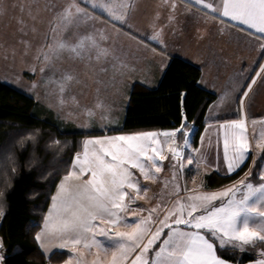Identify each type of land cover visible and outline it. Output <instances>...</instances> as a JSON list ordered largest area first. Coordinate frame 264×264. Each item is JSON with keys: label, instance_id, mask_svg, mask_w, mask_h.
<instances>
[{"label": "snow or ice", "instance_id": "1", "mask_svg": "<svg viewBox=\"0 0 264 264\" xmlns=\"http://www.w3.org/2000/svg\"><path fill=\"white\" fill-rule=\"evenodd\" d=\"M162 2L175 9L176 5L172 0ZM192 2L209 15L217 14L216 19L226 17L240 25H246L248 29H254L253 34L257 35V39L264 40V0H184V3ZM82 3L84 0H68L54 15L50 22L49 37L53 43L46 44L44 47L47 51L41 50L36 57L37 60L43 57L45 66L53 58L62 59L65 54L71 60H94L97 63L110 56L118 59L112 50L104 47L92 34L79 36L75 43L66 39L65 34L95 20L86 8L90 7L93 11L97 7L102 8L110 21L118 22L121 26L128 24L132 9L123 4L126 11L115 15L110 5L89 0L85 8H81ZM158 19L159 13L154 18V27L155 20ZM168 21L165 27L174 23V11L169 13ZM161 35L162 29L151 39L159 42ZM107 39V36L100 34V41ZM23 43L26 48L29 46L28 42ZM261 56L264 58V44L261 45ZM258 67L256 76L264 73V64ZM44 70L43 66L39 69L41 72ZM106 70L100 68L101 72ZM75 79V75L70 72L62 76L65 83ZM254 83L255 79H252L246 86L247 89L251 90ZM63 90L64 86L61 87V91ZM241 93L238 102L242 112L243 97H247L248 91L241 90ZM181 119L182 124L174 131L144 132L85 141L83 154H76L72 170L63 177L56 195L51 197L53 208L45 217L43 234L56 235L62 242L55 250H51L41 242V233L34 237L41 242L42 253L48 261L54 258L56 251L68 248L75 253L77 246L83 245L84 249L95 248L98 258L111 254V264H125L130 257H133L130 264H229L228 260L217 254V249L231 246L232 249L246 252L245 246H264V161L258 169V183L255 185L249 179L253 175L250 168L237 184L221 191L191 192L179 197L173 209L164 213L158 212L161 207L158 201L150 209L137 205L138 200L148 199L149 191L141 183L140 177L144 181L155 182L157 174L164 171L162 161L169 160V168L177 171L193 165L199 171L200 159L192 151H185L189 147L190 133L185 130L188 128L186 117ZM220 127L224 129L223 163L226 175L230 176L238 172L249 159L245 119L241 117L228 120ZM37 135L38 133L29 134L26 139L35 142ZM178 135L183 138V145L175 143ZM55 143L59 144V141ZM167 144L172 145L168 148L170 155H165L162 147ZM88 145L93 146L91 153ZM21 146L23 147V142ZM256 147L262 149L264 144L257 143ZM253 165H256L255 160ZM216 170L219 171V168ZM175 176L174 173L172 178L175 179ZM68 181H72V184H67ZM241 189H244L243 194L237 198ZM184 190L189 192L187 188ZM176 195L179 196V189ZM129 213L135 219L129 220ZM53 215L55 220L50 222ZM3 216L4 212L0 209V218ZM254 217L260 218L259 222L250 225V220ZM103 225L109 227L105 228ZM120 227L126 230L120 231ZM104 241H109L110 245H106ZM2 251L3 239L0 238V252ZM78 255L82 257L84 253ZM3 260L4 256L0 255V264H3ZM64 264H72V259L66 260ZM76 264H83V261L78 258ZM97 264H100L99 259ZM254 264H264V247H261Z\"/></svg>", "mask_w": 264, "mask_h": 264}, {"label": "crops", "instance_id": "2", "mask_svg": "<svg viewBox=\"0 0 264 264\" xmlns=\"http://www.w3.org/2000/svg\"><path fill=\"white\" fill-rule=\"evenodd\" d=\"M95 2L110 5L115 15H120L126 11L122 7L123 4L129 5L132 9L128 17V24L121 26L118 22L113 23L110 21L102 8L97 7L95 11L90 7L86 8V11L94 16L95 20L79 29L73 28L71 32L65 34L66 39H69L72 43H75L81 35L92 34L104 47L112 50L115 57L118 58L113 59L110 56L107 60H103L100 63L94 60L91 62L72 60L74 66L72 64L71 66H73L72 69H75L74 75L76 77L72 82L76 91H73V97L80 100L84 94V100H88L84 107H100L103 110V115H117L120 112L118 114V123L113 124L116 117L114 116L110 119L112 124H108L110 125L109 127L98 130H109L119 127L124 119L122 117L123 112V116H125L132 85L140 83L147 87H156L170 59L177 56L198 66L201 69L199 85L216 94V99L209 104L206 110L205 126L199 142L194 146L195 151L192 154L197 155L206 140V136L207 138H213L215 146L223 148L224 136L219 137L218 133L222 131L220 125L228 120L243 117L245 119V131L249 136L253 124L257 121L256 117L264 116V73L256 76V72L259 71L258 66L264 64V58L261 56V45L264 44V40L257 39V35L253 34L255 32L254 29H248L246 25H240L238 22L231 21L226 17L216 19L217 14L209 15L205 11L200 10L199 6L195 5L194 2L184 3V0H172L176 5L175 9L166 6L162 0H95ZM67 3L68 0H0V7L3 5L10 32L14 35L17 34L19 37L20 35L28 37V44L32 50L29 54L30 58L27 59H25V54L22 57H15V50L13 49L7 52L10 59L20 60L24 58L23 61L25 62L22 61L20 66H18L19 63L14 66V73L21 68L25 69V71L33 70L36 65L39 66L41 63H45L43 57L40 60H37L36 57L41 50L47 51L44 47L46 44L53 43V40L49 38L50 22L53 21L54 15ZM88 3L89 0H84V3L80 5L81 8H85ZM173 11L175 21L169 27H165L169 23V13ZM157 13H159V19L155 20L154 27V18ZM1 18L0 15V20H3ZM161 29L160 41L151 39ZM100 34L107 36L108 39L100 41ZM53 61L55 60L52 59L51 62ZM59 61L60 59H56L57 67H59ZM101 67L107 70L101 72ZM4 79L5 77L1 81L4 82ZM252 79H255V83L251 85V90H248L246 86L251 83ZM101 85H107V87L102 88ZM56 86L57 84L54 85V87ZM55 89L59 90V88ZM241 90L248 91L247 97H243L242 112L238 102V97L242 94ZM27 95H30L38 102L37 99L39 98L37 95L32 92H28ZM100 100H106L107 102L103 103ZM39 103L44 105L41 100H39ZM138 133L144 132L105 134L100 135L98 138ZM178 136L175 143L183 145L180 144ZM159 139L163 140V137ZM171 146V144L162 145L165 155H170L168 148ZM84 150L85 146L83 145L78 153L83 154ZM93 150V146L88 145V151L91 153ZM185 151L186 153L188 152L187 149ZM257 153L254 151L250 153L249 157L251 156L252 159L249 169L252 167L253 160L258 157ZM162 164L164 165V171L157 174L158 179L155 182L144 181L143 177H140L141 183L149 189L147 193L148 204H145V200H138L136 203L145 209L152 208L150 203L153 201V197L159 196L161 190L170 188L171 182L176 179V176L175 179L172 178L174 172L169 168V160L162 161ZM204 165L208 170L206 175L217 171V167L219 168L217 172L226 175L225 166L221 168L207 162ZM71 170L72 168H70ZM182 171L184 172L185 169L178 171L180 175L183 174ZM175 174H178L177 170ZM136 175L139 176V173L136 172ZM63 177L58 181L52 196L56 195ZM243 177L244 175L235 182L218 188H211L206 183L201 188L193 187V179L191 177V188H188V193L221 191L226 187L237 184ZM165 181L167 182L166 185ZM66 183L71 185L72 181ZM243 191L244 189H241V192L237 193V198L243 194ZM51 208H53L52 199H50L48 209L37 234L41 233V242L49 249L55 250L62 241L56 235L43 234L45 217L48 216ZM144 215H147V213H144ZM127 218L129 220L135 219L130 213L127 214ZM259 219L254 217L250 220V225H255L259 222ZM54 220L55 215H53L50 222H54ZM105 227L108 228L109 226L105 225ZM119 230L125 231L126 229L120 227ZM41 242H38L39 246ZM79 246L81 245L77 247ZM70 247L71 245H69ZM158 247L159 244H157V249ZM59 251L70 252L68 248ZM91 257L92 255H90ZM68 259H70V254H68L66 260ZM254 261L243 264H254ZM64 262L59 264H64ZM108 262L111 264V257ZM229 264L239 263L229 261Z\"/></svg>", "mask_w": 264, "mask_h": 264}, {"label": "trees", "instance_id": "3", "mask_svg": "<svg viewBox=\"0 0 264 264\" xmlns=\"http://www.w3.org/2000/svg\"><path fill=\"white\" fill-rule=\"evenodd\" d=\"M200 76L198 66L174 56L156 87L132 85L119 127L89 131L62 130L33 97L0 81V193L3 194L0 209L4 212L0 238L5 250L4 264H59L68 258L67 251H56L54 258L48 261L34 237L56 185L70 171L74 156L82 149L83 139L105 134L174 130L182 124L181 118L186 117L188 128L194 126L191 134L196 146L205 126L206 110L216 99L215 93L199 85ZM33 133H38L35 142L26 139ZM178 137L182 144L183 138ZM261 153L255 159L256 165L252 164L253 175L249 177L256 183L264 149ZM251 159L250 156L245 165L230 176L217 171L206 175L207 186L218 188L235 182L249 169ZM217 252L223 259L239 264L258 258L257 253L238 255L230 249H217Z\"/></svg>", "mask_w": 264, "mask_h": 264}, {"label": "rangeland", "instance_id": "4", "mask_svg": "<svg viewBox=\"0 0 264 264\" xmlns=\"http://www.w3.org/2000/svg\"><path fill=\"white\" fill-rule=\"evenodd\" d=\"M7 11V10H6ZM0 81L3 77H5L4 82L7 84H10L14 88L18 89L19 91L27 94L28 92H32L34 95H37L39 100H41V105L43 108L48 110V113L53 114L50 117L57 121L62 130L66 131H78V130H98V129H104L109 127L112 124V121L110 120L112 117H115V120L113 124L118 123L119 118L117 115H103V110L100 107H84L85 103H88V100H84L85 96L82 95V99H76V97H73V91H75L73 81L69 83H63L62 76L66 72H70L73 75L75 74V69L73 68V61L68 58V55L65 54L62 59L59 61V67L56 66V59L53 58L55 61L50 62L47 66H45V63H41L39 66H35V71L33 70H26L25 69H19V71L13 72L14 66L22 63L24 58H21L20 60H16L15 58L10 59L8 57L7 52L9 50H15V57H22L25 54V59L30 58V51L31 46L29 45L26 48V44L23 43L24 41L28 42V37H25L24 35H20V37L17 34H12L10 32V29L8 28V20L5 17V13L3 11V5L0 7ZM8 16V15H7ZM5 17V18H4ZM4 32V33H3ZM3 33V34H2ZM34 49V46H33ZM25 62V61H23ZM71 64L73 66H71ZM45 67V70L43 72L39 71L40 67ZM57 84L56 87L54 85ZM64 86V90L61 91V87ZM102 88L107 87V85H101ZM59 88V90L55 89ZM87 95V94H86ZM118 95H120L118 93ZM42 98V99H41ZM62 101V103H61ZM103 103L107 102L106 100H100ZM124 115V112L122 113V117ZM47 116V115H46ZM49 116V115H48ZM106 117V118H104ZM121 117V118H122ZM49 118V117H48ZM257 121L253 124L252 130L250 131L249 136L247 135L245 131V135L247 137V140L249 142V155L253 151L257 153V155L260 157L262 153H259L262 149H258L256 147L257 143L264 144V116L256 117ZM193 132V131H192ZM223 132V133H222ZM219 137L224 136V129H222L221 132L218 133ZM100 135L95 136H89L85 139H83V145L85 146V141L88 140H94L97 139ZM194 134H192L189 137V147L188 151L194 150ZM6 157V154L4 155ZM196 157L200 159V168L197 172L195 170L194 165L193 166H186L185 171L182 175L179 174L177 171L176 179L175 181L171 182V187L167 189H163L160 191L159 196H155L151 199L153 201L150 203L152 205V208L156 206L157 201L161 204V207L159 208V213H164L167 210H172L175 204V201L182 196H185L189 193L185 192V188H191L190 185V179L192 177V186L193 187H203L206 183L205 175L208 172L206 166L204 163H210L214 166L224 167L223 163V148H220L218 146H215L213 144V138L206 136V140L203 143V146L199 151L197 152ZM258 157V158H259ZM264 161V159L261 158V162ZM261 166V163H260ZM174 173H176V170L172 169ZM258 173V170H257ZM251 182L255 185L257 184L253 180ZM174 184V187H173ZM177 189H179V196L176 195ZM200 193V192H198ZM145 204H148V199L145 200ZM148 207V206H147ZM162 218V217H161ZM2 218H0V224H1ZM105 227V225H103ZM106 228V227H105ZM97 239L104 240L102 237H97ZM106 245H110L109 241H104ZM247 248L246 252L250 253H259L261 250V246H257L256 248H252L251 246H245ZM227 249H230V251L237 253L238 255H241L243 252H240L238 249H232L231 246H228ZM96 249L92 248L88 251V249H84L83 245L77 247V251L75 253L68 252L70 254V258L72 259V264H76V260L79 258L83 261V264H97V261L99 259L100 264H109L108 260L111 257V254H109L107 257H100L98 258L95 253ZM83 252L84 255L80 257L78 254ZM0 255L5 256V250L3 247V251L0 252ZM90 255L92 257L90 258ZM133 257H130L128 261L125 262V264H130V261Z\"/></svg>", "mask_w": 264, "mask_h": 264}, {"label": "built area", "instance_id": "5", "mask_svg": "<svg viewBox=\"0 0 264 264\" xmlns=\"http://www.w3.org/2000/svg\"><path fill=\"white\" fill-rule=\"evenodd\" d=\"M193 128H194V126L190 125L189 128L186 131H188L190 133V135H191ZM190 135H189V137H190Z\"/></svg>", "mask_w": 264, "mask_h": 264}, {"label": "bare ground", "instance_id": "6", "mask_svg": "<svg viewBox=\"0 0 264 264\" xmlns=\"http://www.w3.org/2000/svg\"><path fill=\"white\" fill-rule=\"evenodd\" d=\"M193 131V130H192Z\"/></svg>", "mask_w": 264, "mask_h": 264}]
</instances>
